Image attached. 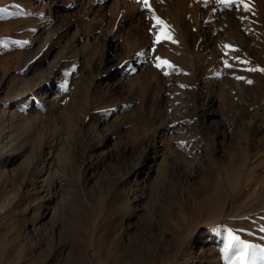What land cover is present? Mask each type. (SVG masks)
Masks as SVG:
<instances>
[{
    "label": "rangeland",
    "instance_id": "1",
    "mask_svg": "<svg viewBox=\"0 0 264 264\" xmlns=\"http://www.w3.org/2000/svg\"><path fill=\"white\" fill-rule=\"evenodd\" d=\"M0 10V264H264V0Z\"/></svg>",
    "mask_w": 264,
    "mask_h": 264
},
{
    "label": "bare ground",
    "instance_id": "2",
    "mask_svg": "<svg viewBox=\"0 0 264 264\" xmlns=\"http://www.w3.org/2000/svg\"><path fill=\"white\" fill-rule=\"evenodd\" d=\"M104 1L106 2V0H104ZM50 90H51V88H49V85H47L46 83L43 82V83H39V85L37 84L35 89L31 88V89L24 91L23 93H16V95L13 99V103H14L13 107L19 108V109L22 107H25V108H23L25 110H34V107H36L35 103L38 104V101L41 102L42 100H46L48 98V95L50 94ZM33 104H34V107L32 106ZM17 117H18V114H17L16 109L11 110V111L7 112L6 114H3L2 116H0V129L2 130V132L0 134V138H2V139L5 138V136H4L5 132L4 131H5L6 127L8 126V124L9 125L12 124ZM19 117H21V115H19ZM19 120H20V118H19ZM51 165H52L51 163L47 164V165H43L40 169H38L36 171L37 175L42 177L43 172L45 171V168L49 167ZM198 244L199 243H194L193 246L197 245L198 247H201V245H198Z\"/></svg>",
    "mask_w": 264,
    "mask_h": 264
},
{
    "label": "snow or ice",
    "instance_id": "3",
    "mask_svg": "<svg viewBox=\"0 0 264 264\" xmlns=\"http://www.w3.org/2000/svg\"><path fill=\"white\" fill-rule=\"evenodd\" d=\"M144 2H145V4H147V0H144ZM0 11H2V10H0ZM158 22L163 24V21L158 20ZM164 38L170 39V37H168V36H165ZM158 41H159V38H158ZM165 63H167V62H165ZM157 66L159 67L160 65H157ZM232 239H236V238L232 237ZM255 247L256 246H253V245L243 244L242 247L237 252L236 262H238V264H245V261L248 260V251L247 250L249 248H255ZM260 253L264 254V249H260ZM253 256H255V253H253ZM236 262H234V264H236Z\"/></svg>",
    "mask_w": 264,
    "mask_h": 264
}]
</instances>
